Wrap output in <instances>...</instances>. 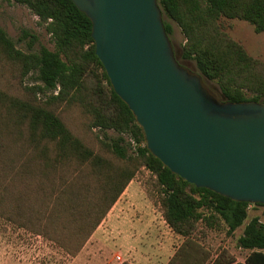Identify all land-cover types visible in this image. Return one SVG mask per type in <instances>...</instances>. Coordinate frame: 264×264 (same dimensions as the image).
Returning <instances> with one entry per match:
<instances>
[{"label": "trees", "instance_id": "trees-1", "mask_svg": "<svg viewBox=\"0 0 264 264\" xmlns=\"http://www.w3.org/2000/svg\"><path fill=\"white\" fill-rule=\"evenodd\" d=\"M14 1L38 17L54 45L53 51L23 52L0 28V56L17 67L21 79L34 76L38 83L25 89L33 99L0 88V203L6 202L7 212L16 210L21 226L37 227L30 230L75 257L141 168L152 176L151 202L175 234L188 239L201 224L232 236L243 226L251 204L197 188L149 154L132 113L95 55L91 22L71 0ZM158 5L179 27L185 39L181 59L194 62L203 83H216L231 103L264 101V63L248 56L222 26L237 20L264 33V0H158ZM163 24L170 38L172 26ZM45 93L51 95L44 103L35 100ZM56 102L83 111L111 159L69 130ZM7 212L0 216L12 220ZM238 246L249 252L244 264H264V224L258 218L244 226ZM194 248L185 241L168 264H194Z\"/></svg>", "mask_w": 264, "mask_h": 264}, {"label": "water", "instance_id": "water-1", "mask_svg": "<svg viewBox=\"0 0 264 264\" xmlns=\"http://www.w3.org/2000/svg\"><path fill=\"white\" fill-rule=\"evenodd\" d=\"M71 2L149 154L197 188L264 205V101L218 100L180 65L158 0Z\"/></svg>", "mask_w": 264, "mask_h": 264}, {"label": "rangeland", "instance_id": "rangeland-1", "mask_svg": "<svg viewBox=\"0 0 264 264\" xmlns=\"http://www.w3.org/2000/svg\"><path fill=\"white\" fill-rule=\"evenodd\" d=\"M164 20L174 27L170 41L177 55L181 58V49L185 43L184 36L175 23L167 18ZM222 24L225 32L244 48L248 56L264 63V33L256 34L249 24L242 21H226ZM0 28L23 52L39 51L42 47L51 51L54 50L51 37L46 32L45 27L40 24L38 17L27 7L15 3L14 0H0ZM31 37L35 39L32 40ZM183 62L190 71L199 75L194 62ZM34 85H38L34 76L21 79L17 67L0 56L1 90L13 97L23 99L30 97L33 99V96L28 94L25 89ZM204 85L215 98L222 99L216 83L204 80ZM50 95L51 93L37 94L35 100L44 103ZM54 105L58 116L75 136L92 148L96 154L107 159L112 158L101 144V133L96 129H89V118L79 107L59 102ZM110 135L114 134L110 133ZM129 153H134L133 144ZM151 177L147 170L141 168L133 179L134 183L138 184L140 188L142 187L141 190H144L146 194H144L146 207L140 212L136 211V215H134L136 216L135 220L144 216V221L141 220L142 225H136L135 229L131 230L133 233H129L130 238L123 234L120 235L112 227L113 223L110 219H112L115 211L111 212L109 217L101 222V226H98V233H93L94 235L92 234L83 246V248L86 247L83 252L84 256H111L115 263H120L125 259L134 261L136 264H144V259L149 261L160 259L164 263L168 259H172L178 250L177 248L188 241L195 247L194 264L245 263L249 252L239 248L238 239L242 235L244 226L252 218H258L264 224V207L250 205L246 221L232 236H227L223 230H210L199 224L196 232L186 239L175 234L164 221L159 206L150 203L153 200L149 186ZM3 182L4 178L0 177L2 185ZM1 196L0 191V200L2 201ZM124 205L125 208L120 213L123 220H133L135 210L133 207L130 208L127 203ZM8 211L6 202H1L0 213H10L12 220H9L6 214L0 216V264H66L70 256L63 249L30 230L35 229L36 231L37 227L26 228L21 226L18 222L20 217L17 216L15 209ZM131 214L132 217H130ZM148 220L153 222V228L148 225ZM94 243H101V246ZM123 249L125 252L121 253Z\"/></svg>", "mask_w": 264, "mask_h": 264}, {"label": "crops", "instance_id": "crops-1", "mask_svg": "<svg viewBox=\"0 0 264 264\" xmlns=\"http://www.w3.org/2000/svg\"><path fill=\"white\" fill-rule=\"evenodd\" d=\"M172 29L174 32L173 26H172ZM141 188H140V186H138V184L134 183V180H132L128 184V186L126 187L124 192L121 194L119 199L116 201V203L113 205V207L111 208V210L109 211L107 216L105 217V218L109 217L111 212L115 211L113 214V217H112V219H110V221H112V223H113L112 227H113L114 231L118 232L120 235L123 234L126 237H129V233L130 232L133 233V231H131V230H134L136 225H142L141 220L144 221V216H142L139 220H135L136 216H134V215H136V211L140 212L142 209H144L146 207V204L144 202V194L145 193H144V190H141ZM126 203L128 204V206H130V208L133 207V209L135 210L134 214H133V216H134L133 220H130V219L129 220L128 219L123 220V217L120 214L121 211L125 208L124 204H126ZM150 203L152 204V202H150ZM130 217H132V214L130 215ZM110 221H108V222H110ZM152 224H153V222L148 220V225L151 228H153ZM99 227L96 229L94 234L98 233ZM94 244H96V243H94ZM100 244L101 243H98L96 245L101 246ZM85 248L86 247L82 248L81 252L77 256L70 257V259L66 262V264H124V263L136 264L134 261H128L126 259L120 263H115L111 256L86 257L83 255ZM124 252L125 251L123 249L121 251V253H124ZM144 256H145V254H144ZM170 260H171V258L163 263V261H161L160 259H157V261H149L148 259L147 260L144 259V264H168Z\"/></svg>", "mask_w": 264, "mask_h": 264}, {"label": "flooded vegetation", "instance_id": "flooded-vegetation-1", "mask_svg": "<svg viewBox=\"0 0 264 264\" xmlns=\"http://www.w3.org/2000/svg\"><path fill=\"white\" fill-rule=\"evenodd\" d=\"M173 50H174V54H175V56H176V59L179 61L180 65H182L183 67H185L186 69H188L187 66H186V64H185V63L183 62V60L180 58V56L177 55V52L175 51V48H174V47H173Z\"/></svg>", "mask_w": 264, "mask_h": 264}]
</instances>
